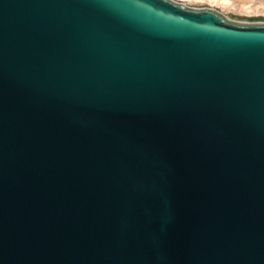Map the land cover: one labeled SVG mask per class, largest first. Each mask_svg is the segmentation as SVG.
<instances>
[{"label":"water","instance_id":"water-1","mask_svg":"<svg viewBox=\"0 0 264 264\" xmlns=\"http://www.w3.org/2000/svg\"><path fill=\"white\" fill-rule=\"evenodd\" d=\"M0 264H264V22L0 0Z\"/></svg>","mask_w":264,"mask_h":264},{"label":"rangeland","instance_id":"rangeland-1","mask_svg":"<svg viewBox=\"0 0 264 264\" xmlns=\"http://www.w3.org/2000/svg\"><path fill=\"white\" fill-rule=\"evenodd\" d=\"M194 8H213L231 20L264 22V0H174Z\"/></svg>","mask_w":264,"mask_h":264}]
</instances>
